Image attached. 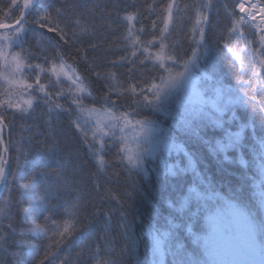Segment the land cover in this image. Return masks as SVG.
Wrapping results in <instances>:
<instances>
[{"label":"trees","instance_id":"1","mask_svg":"<svg viewBox=\"0 0 264 264\" xmlns=\"http://www.w3.org/2000/svg\"><path fill=\"white\" fill-rule=\"evenodd\" d=\"M240 1L37 0L1 30L0 264H218L219 238L228 264H264V31ZM22 4L0 0V25ZM194 57L196 92L172 88ZM65 64L85 92L57 77ZM97 110L121 120L102 129ZM231 206L256 220L262 251Z\"/></svg>","mask_w":264,"mask_h":264},{"label":"rangeland","instance_id":"2","mask_svg":"<svg viewBox=\"0 0 264 264\" xmlns=\"http://www.w3.org/2000/svg\"><path fill=\"white\" fill-rule=\"evenodd\" d=\"M37 3V2H36ZM35 3V5H36ZM261 2L259 0H248L246 3L245 0H241L240 3L238 4V9L242 14L243 17V22L244 23H250L254 28H256L258 31H264L263 27V21L261 20V11L264 8V5L260 4ZM243 9V10H242ZM247 9V13L243 15L245 10ZM170 20V19H169ZM168 20V21H169ZM3 25V24H2ZM1 32V31H0ZM197 57H194L191 60V63L187 69V73H184L182 76L175 78L172 81L171 87L175 89H183V87L196 92V89L193 87L194 86V79L191 76V72L193 70V66L197 64ZM1 76L3 73H0ZM57 77L67 80L69 83L73 85V87L78 91V92H85V87L82 84L80 76H78V73L76 70L67 64L63 65L61 68H59L56 71ZM5 82L2 81V84H4V87H10L11 84H17L21 85L22 80L18 79L17 75L13 74V76H9L8 74H5ZM170 88V87H169ZM192 93V92H191ZM10 100H5L4 104L9 103ZM1 107V103H0ZM98 120H99V125L100 128L108 130V127L110 128H115V126L119 123L121 120L120 116H116L115 114H112L110 112H105V111H95L94 115ZM125 123H128V119L126 118L124 120ZM133 122L130 124V133H133V136H136L138 139V144L140 149H143V147L146 144L152 145V142L148 139L147 136L145 135V132L147 129L144 127H137L135 126ZM152 131V130H151ZM154 131V130H153ZM149 147V145H147ZM28 197L31 199V206L28 209V218L34 223L36 221V215L39 207H40V200L35 192L34 189H31V191H28ZM229 215L231 220L234 223V226L238 232L239 238L241 241H243V244L245 243L246 245L252 246L255 249L260 248V243L258 242V225L256 224V220L252 217V215H249L248 211L244 209H239L238 207H232L229 210ZM37 233L41 234V230L38 229ZM219 237V236H218ZM216 252L218 253V264H228L229 259L234 256L236 253L235 247L232 244L231 240L229 241H222L219 238V243L216 244V247H214Z\"/></svg>","mask_w":264,"mask_h":264},{"label":"water","instance_id":"3","mask_svg":"<svg viewBox=\"0 0 264 264\" xmlns=\"http://www.w3.org/2000/svg\"><path fill=\"white\" fill-rule=\"evenodd\" d=\"M37 2V0H23V11L22 14L19 15V19L11 24H3L0 25V31H6V30H10L13 29L17 26H19L21 23H23L27 17L29 16L31 10L33 9V7L35 6V3ZM245 2L247 3L248 0H245ZM245 15L247 13V9L245 10V12H243ZM261 20L263 21V27H264V10L261 11ZM4 120L2 119L1 115H0V145H2V152H1V156H0V195L3 192L5 185L6 184V176H7V172H8V161L7 163H5V157L7 155H9L8 153V149L6 146V142H5V122H3Z\"/></svg>","mask_w":264,"mask_h":264},{"label":"snow or ice","instance_id":"4","mask_svg":"<svg viewBox=\"0 0 264 264\" xmlns=\"http://www.w3.org/2000/svg\"><path fill=\"white\" fill-rule=\"evenodd\" d=\"M243 10V9H242ZM262 39H264V38H262Z\"/></svg>","mask_w":264,"mask_h":264}]
</instances>
